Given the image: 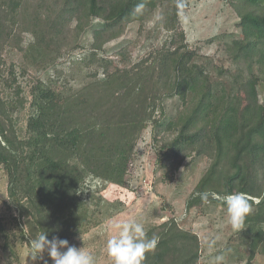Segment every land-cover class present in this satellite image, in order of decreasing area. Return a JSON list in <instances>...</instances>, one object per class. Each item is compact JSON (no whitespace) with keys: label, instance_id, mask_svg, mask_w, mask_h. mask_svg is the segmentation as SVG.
<instances>
[{"label":"trees","instance_id":"obj_1","mask_svg":"<svg viewBox=\"0 0 264 264\" xmlns=\"http://www.w3.org/2000/svg\"><path fill=\"white\" fill-rule=\"evenodd\" d=\"M78 1L82 11L76 17L78 31H83L85 22L92 18L102 22L95 31V39L101 42L93 47L96 50L121 37L131 21L143 20L138 5L151 9L158 2H170L175 17L180 12L177 0ZM247 1L258 5L263 0ZM240 17L246 48L264 44V15L247 12ZM3 33L0 16V41ZM39 42L37 37L32 48ZM198 56L187 46L174 47L157 65L145 62L118 70L72 94L38 81L30 92L25 138L19 128V114L27 104L24 89L14 69L4 75L0 66V166L8 177L9 198L28 225L42 234L48 232V239L58 236L67 240L91 225L82 195L86 178L93 175L124 187L139 134L149 124L160 125L165 112L158 110L159 104L165 97H176L183 110L168 124L170 129L179 126L171 148L193 145L202 136L204 142L213 139L216 149V157L189 197L187 208L206 209V205L221 203L228 195L244 194L258 209L244 222L251 241L249 258L253 260L264 236L263 229L259 233L256 230L264 224V106L258 100L257 80L248 83L247 106H227L224 96L212 90ZM201 124L204 128L198 129ZM205 192L206 202L201 199ZM253 199L259 202L254 205ZM4 232L0 226V234ZM146 235L157 236L159 243L154 252L145 254L142 264L198 263L197 236L174 221Z\"/></svg>","mask_w":264,"mask_h":264},{"label":"rangeland","instance_id":"obj_2","mask_svg":"<svg viewBox=\"0 0 264 264\" xmlns=\"http://www.w3.org/2000/svg\"><path fill=\"white\" fill-rule=\"evenodd\" d=\"M177 3L180 11L177 17L172 5L169 7L170 2H158L151 9L141 8L142 21H131L121 37L96 50L93 47L101 42L95 39V31L102 22L92 18L85 22L83 31H78L76 17L82 12L78 0H0L4 25L0 66L4 75L12 69L16 71L27 101L19 114L21 136H27L30 92L38 81L72 94L118 70L145 62L157 65L161 56L174 47L187 46L199 55L197 60L205 68L212 90L219 97L224 96L227 106L243 108L249 104L248 83L252 80H257L258 100L264 106V44L258 43L250 48L252 51L246 48L240 17L247 12L264 15V0L258 5L247 0H177ZM37 37L39 45L32 48ZM162 109L165 113L160 125L149 124L137 138L124 187L93 175L86 178L82 195L93 223L72 236L68 240L70 245L83 247L94 257L95 264H113L107 253V241L118 235L114 224L141 223L147 233L174 221L182 230L197 236L200 244L197 264H218L216 257L221 255L224 260L219 264H264V236L250 260L247 227L232 229L225 200L207 203L206 209L187 208L189 197L216 157V149L213 139L204 142L198 136L193 145L173 150L179 126L170 129L168 124L178 119L183 104L176 97H165L159 104L158 110ZM253 200L254 205L259 202ZM255 207L251 206L250 212H257ZM0 226L5 229L0 234V264H44L31 258V242L42 234L41 230L29 226L13 205L8 177L1 166ZM262 229L264 224L256 228L258 233ZM212 241L214 244L209 247ZM44 259L53 264L47 253Z\"/></svg>","mask_w":264,"mask_h":264},{"label":"clouds","instance_id":"obj_3","mask_svg":"<svg viewBox=\"0 0 264 264\" xmlns=\"http://www.w3.org/2000/svg\"><path fill=\"white\" fill-rule=\"evenodd\" d=\"M143 5L137 6V11ZM202 201L208 200V193L201 194ZM227 205V214L229 223L233 230L239 231L243 228L245 218L251 211V205L244 194H232L225 198ZM118 230V235L112 236L107 241V253L112 259L113 264H142L147 252H154L159 238L153 235L148 238L144 230V226L137 222H123L113 225ZM214 244V241L209 243V247ZM32 260L47 261L44 259V254L51 258L53 264H95L94 257L84 251L82 248H77L70 245L67 239H61L58 236H53L48 239V232L40 234L31 242ZM66 249V251H62ZM216 260L222 262L224 257L218 256Z\"/></svg>","mask_w":264,"mask_h":264}]
</instances>
